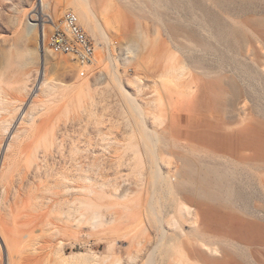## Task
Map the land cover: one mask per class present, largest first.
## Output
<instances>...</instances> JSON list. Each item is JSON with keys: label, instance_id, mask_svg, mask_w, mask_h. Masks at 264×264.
Returning <instances> with one entry per match:
<instances>
[{"label": "rangeland", "instance_id": "rangeland-1", "mask_svg": "<svg viewBox=\"0 0 264 264\" xmlns=\"http://www.w3.org/2000/svg\"><path fill=\"white\" fill-rule=\"evenodd\" d=\"M67 1L0 0V264H132L142 240L157 264H264V0H92L112 47L78 16L88 64L48 47ZM84 176L115 228L82 218Z\"/></svg>", "mask_w": 264, "mask_h": 264}, {"label": "bare ground", "instance_id": "bare-ground-1", "mask_svg": "<svg viewBox=\"0 0 264 264\" xmlns=\"http://www.w3.org/2000/svg\"><path fill=\"white\" fill-rule=\"evenodd\" d=\"M80 9H77V16H81V18H83V20L88 23L87 25H89V23L91 22V20H93V22H95V25H93V30L94 32L98 33L99 37L102 39L100 41L103 42V44L105 46H110L111 44V39H110V35H108V31L107 28L108 26H110V23L107 20H102L105 19L103 14L108 13L111 10V2H106V4H104L105 6L104 8V13L102 14V18L99 17L92 5V0H80ZM111 16V14L109 15ZM109 18V17H108ZM79 19V17H78ZM29 26H30V30H29V34L30 35H38V24L35 22H29ZM91 25V26H92ZM90 26V25H89ZM43 27V26H42ZM88 27V26H87ZM91 28V30H92ZM42 42L41 44V50L43 51V54L46 55V46H45V41H46V27L44 26L42 28ZM92 32L93 36L96 38V34ZM40 36V35H39ZM99 38V39H100ZM94 39V38H93ZM40 40V39H39ZM96 41V40H95ZM97 43V42H96ZM99 43V45H101ZM98 45V44H97ZM103 45V46H104ZM100 47V46H99ZM112 47V44H111ZM39 48V47H38ZM42 54V53H41ZM186 68L185 67H178V68H173L171 69L167 74H164L163 76H161L160 79H162L163 82L167 83V81H172V82H176L179 80V78L181 76H183L185 74ZM44 70L41 71V74H44ZM121 85V84H120ZM133 106V108L135 109V111L140 115L141 117V122L143 125V128L145 130V134H147L148 138L152 141V145L154 146V144L157 142V134L154 130H150V128L147 126V116L144 112V109H142L141 104H139L134 95L131 94L129 91H127L126 94ZM0 113H2V109L0 108ZM6 147V146H5ZM154 150V155H155V159H154V168H153V172H154V178L155 181H163L165 179V175L163 174V171L161 169V162H160V157L158 156L156 149L153 148ZM30 156L27 158V162L32 163L34 161V157L31 156L32 154H29ZM138 158V156H136ZM85 173V172H84ZM84 180L86 182L91 183V186L85 187L83 188V192L88 193L91 199V202H89L87 204V211H89V214H82V218L87 219L89 223H91L92 225H94V227H102V226H113L109 227V228H115V222L114 221H109L106 219L104 210H106L105 207L108 208V205L103 204V202H101V199L104 197L99 196V191L98 188H102V187H98L95 183H93V180L90 176H84ZM67 192H70V189L67 190ZM121 197H125L126 194H124V196H122L120 194ZM99 197L101 199H99ZM155 200H151L150 201V207L151 210L155 213L156 215V219L159 222V226L163 229V236L166 233V229L164 227V222H165V217L159 213L157 206L155 205L156 203H154ZM185 204H182L181 209H185ZM187 211L189 213H191V211L188 209V207L186 208ZM171 222H177V220H170ZM195 222H197V220L195 219ZM112 234H115L116 231L112 230L111 231ZM144 240H142L141 242H139V249L136 251L135 254H132L130 257V261L132 262V264H139L140 261L142 259H145L144 264H157V248L158 245L152 247L149 252H146V248H145V244H144ZM207 249L210 253H217V248L216 246H207ZM171 252H173V249H171ZM83 256V255H81ZM76 257V256H73ZM72 258V257H71ZM112 256L108 255L107 257H105V259L103 261H96L93 262L92 264H124V261L120 258V257H116L115 259L113 258L111 260ZM61 260L66 263L67 262V256H61ZM176 264H183L182 260H180L179 262H177Z\"/></svg>", "mask_w": 264, "mask_h": 264}, {"label": "built area", "instance_id": "built-area-1", "mask_svg": "<svg viewBox=\"0 0 264 264\" xmlns=\"http://www.w3.org/2000/svg\"><path fill=\"white\" fill-rule=\"evenodd\" d=\"M51 25L53 31L48 36V47L52 53L68 55L80 64H88L95 60L94 39L83 29L74 12H66L59 24Z\"/></svg>", "mask_w": 264, "mask_h": 264}, {"label": "crops", "instance_id": "crops-1", "mask_svg": "<svg viewBox=\"0 0 264 264\" xmlns=\"http://www.w3.org/2000/svg\"><path fill=\"white\" fill-rule=\"evenodd\" d=\"M78 2H80V0H68L67 3L70 5L71 3H74V4H78ZM103 11V9H102ZM95 42V41H94Z\"/></svg>", "mask_w": 264, "mask_h": 264}]
</instances>
